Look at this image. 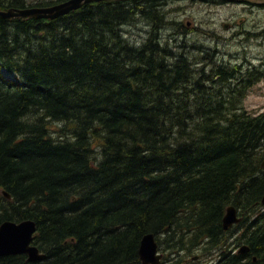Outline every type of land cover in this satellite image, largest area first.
Masks as SVG:
<instances>
[{
  "label": "trees",
  "instance_id": "trees-1",
  "mask_svg": "<svg viewBox=\"0 0 264 264\" xmlns=\"http://www.w3.org/2000/svg\"><path fill=\"white\" fill-rule=\"evenodd\" d=\"M159 4L0 16V224L34 220L42 264H141L147 233L174 256L264 263V111L242 105L260 75L176 52ZM137 18L151 26L143 43L126 30ZM230 205L244 218L226 231Z\"/></svg>",
  "mask_w": 264,
  "mask_h": 264
},
{
  "label": "rangeland",
  "instance_id": "rangeland-1",
  "mask_svg": "<svg viewBox=\"0 0 264 264\" xmlns=\"http://www.w3.org/2000/svg\"><path fill=\"white\" fill-rule=\"evenodd\" d=\"M63 1L28 0L31 6L42 4V7ZM158 13H163L165 20L160 30L161 40L174 42L176 38L177 45H180L176 52L184 50L195 61L203 56L212 57L209 68L236 69L241 75L248 71L258 73L260 79L246 87L242 105L253 112L264 111V0H239L222 5L200 0H162ZM150 27L146 20L137 18L136 22L126 26V30L138 43H143ZM200 64L202 62H198ZM3 73L13 78L6 71ZM52 127H56L55 123ZM160 251L165 253L162 249ZM166 252L171 254L170 250ZM195 254L200 258H195ZM195 254L186 256V264L211 262L212 257H203L201 252Z\"/></svg>",
  "mask_w": 264,
  "mask_h": 264
},
{
  "label": "water",
  "instance_id": "water-1",
  "mask_svg": "<svg viewBox=\"0 0 264 264\" xmlns=\"http://www.w3.org/2000/svg\"><path fill=\"white\" fill-rule=\"evenodd\" d=\"M101 1L104 0H65L61 3L45 7L10 8L8 10L0 8V16L10 19H55L81 8L84 4ZM262 166H264V160ZM4 194L10 197L8 193L4 192ZM262 203L264 204V195ZM241 220L242 217L238 216L235 206L227 207L223 217L225 228L239 223ZM36 231L37 225L32 219H25L19 222L12 220L2 222L0 224V256L27 254L29 261L42 260L45 254L40 251L38 246L32 243ZM243 251H249V248L243 246L241 252ZM161 256L162 255L158 253V243L155 234H145L139 247V257L142 264H159Z\"/></svg>",
  "mask_w": 264,
  "mask_h": 264
},
{
  "label": "flooded vegetation",
  "instance_id": "flooded-vegetation-1",
  "mask_svg": "<svg viewBox=\"0 0 264 264\" xmlns=\"http://www.w3.org/2000/svg\"><path fill=\"white\" fill-rule=\"evenodd\" d=\"M200 1H205L207 3H217V4H230L231 2L233 3L234 1H239V0H200ZM38 7H41V6H38ZM227 25H230V24H227ZM235 225H232L230 226V228H234ZM165 253L162 252V257H161V264H186V256H185V253H179L177 256H171L172 254H168L166 251H164ZM201 253L205 252V251H200ZM234 252H236V250H234ZM238 255H241L243 257H247V253L248 251H243L241 252V250L239 249L238 251ZM19 255H25L26 256V262L27 263H30V264H42L46 258V254L44 256V258L42 260H37V261H29L28 260V255L26 254H19ZM204 255V253H203ZM7 256H10V255H7ZM0 257H5V256H0ZM195 258H200V255L199 254H196L194 256ZM193 257V259H194ZM221 257V256H220ZM254 257V256H253ZM252 257V258H253ZM221 259L222 257L220 258V261H217V260H214V263L213 264H222L221 262ZM178 261V262H177Z\"/></svg>",
  "mask_w": 264,
  "mask_h": 264
},
{
  "label": "bare ground",
  "instance_id": "bare-ground-1",
  "mask_svg": "<svg viewBox=\"0 0 264 264\" xmlns=\"http://www.w3.org/2000/svg\"><path fill=\"white\" fill-rule=\"evenodd\" d=\"M53 5H54V4H53ZM30 7H32V6H30ZM33 7H38V6H33ZM1 9H3V8H1ZM34 19H35V18H34ZM258 77H259V76H258ZM0 192H1V191H0ZM230 206H234V205H230ZM235 208H236V210H237V214H238V216H239V217H244V216L240 213V209L237 208L236 206H235ZM225 213H226V212H225ZM240 222H241V221H240ZM223 226H224V221H223ZM223 229L226 230V231H227V230L230 231L232 228H230V227L225 228V226H224ZM231 234H232V233H231ZM155 236H156V235H155ZM229 236H230V235H229ZM228 241H229V240H228ZM231 242H232V241H231ZM233 242H234V240H233ZM140 244H141V243H140ZM228 244H230V242H229ZM171 245H172V244H171ZM229 246L232 247V246H233V243H232L231 245H229ZM229 246H228V247H229ZM139 247H140V246H139ZM241 247H242V246H241ZM223 248H224V247H223ZM234 248H235V247H234ZM236 249H237V248H236ZM138 253H139V251H138ZM180 253H183V254H184V252H180ZM177 254H178V253H177ZM208 256H209V257H212L213 255H208ZM203 257H205V256H203ZM255 257H256V256L253 257V261H254V262L257 261V257H256V258H255ZM211 261H212V259H211ZM177 262H178V261H177ZM190 263H191V262H190ZM209 264H210V262H209ZM263 264H264V263H263Z\"/></svg>",
  "mask_w": 264,
  "mask_h": 264
}]
</instances>
